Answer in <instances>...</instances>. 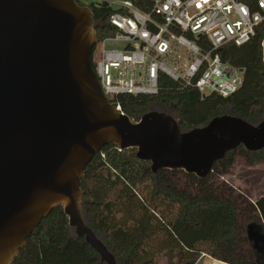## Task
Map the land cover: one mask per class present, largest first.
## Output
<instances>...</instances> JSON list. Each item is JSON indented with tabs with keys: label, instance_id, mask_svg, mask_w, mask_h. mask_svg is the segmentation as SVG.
Listing matches in <instances>:
<instances>
[{
	"label": "water",
	"instance_id": "obj_1",
	"mask_svg": "<svg viewBox=\"0 0 264 264\" xmlns=\"http://www.w3.org/2000/svg\"><path fill=\"white\" fill-rule=\"evenodd\" d=\"M97 42L94 14L76 0H0V264H13L56 208L72 238H84L101 264H118L82 207L86 167L107 145L134 150L154 175L200 180L230 152L264 149V120L225 114L183 130L162 105L139 119L124 114L93 69ZM248 230L264 246V232Z\"/></svg>",
	"mask_w": 264,
	"mask_h": 264
},
{
	"label": "trees",
	"instance_id": "obj_2",
	"mask_svg": "<svg viewBox=\"0 0 264 264\" xmlns=\"http://www.w3.org/2000/svg\"><path fill=\"white\" fill-rule=\"evenodd\" d=\"M151 3L134 0L143 11ZM89 8L98 42L113 36L109 19L116 10L106 5ZM263 44L264 25L250 42L229 44L219 51L224 63L244 71L243 86L229 97L203 96L162 77L157 96L118 95L112 103L134 119L154 104L175 106L183 130L225 114L259 124L264 120ZM236 154L251 167L264 163V149L247 152L239 148L217 163L204 180L182 171L154 175L150 164L138 160L134 150L107 145L88 164L81 183L85 221L118 264H196L202 254L226 264H264L248 235L250 226L264 227V197L252 202L221 179L229 173ZM71 235L67 217L56 208L41 221L13 264H101L84 238Z\"/></svg>",
	"mask_w": 264,
	"mask_h": 264
},
{
	"label": "built area",
	"instance_id": "obj_3",
	"mask_svg": "<svg viewBox=\"0 0 264 264\" xmlns=\"http://www.w3.org/2000/svg\"><path fill=\"white\" fill-rule=\"evenodd\" d=\"M76 1L116 10L109 19L115 34L97 42L92 60L110 102L118 95L157 96L162 77L203 96L229 97L243 86L244 71L224 63L219 51L250 42L264 25V0H152L147 11L134 1Z\"/></svg>",
	"mask_w": 264,
	"mask_h": 264
},
{
	"label": "rangeland",
	"instance_id": "obj_4",
	"mask_svg": "<svg viewBox=\"0 0 264 264\" xmlns=\"http://www.w3.org/2000/svg\"><path fill=\"white\" fill-rule=\"evenodd\" d=\"M108 47L109 49H116L120 48V44L110 43ZM162 107L165 114L170 112L171 116L177 120V108L175 106L166 107L163 105ZM221 179L242 192L249 199L251 198L252 202L264 196V163L251 167L246 164L242 155L236 154L229 173L222 175ZM161 264H165V261H161Z\"/></svg>",
	"mask_w": 264,
	"mask_h": 264
},
{
	"label": "flooded vegetation",
	"instance_id": "obj_5",
	"mask_svg": "<svg viewBox=\"0 0 264 264\" xmlns=\"http://www.w3.org/2000/svg\"><path fill=\"white\" fill-rule=\"evenodd\" d=\"M254 229H255V231H258L259 233L264 232V227L262 225H255ZM250 242H251L252 246L254 247V249L256 250V252L258 253V256L263 259V257H264V246H263V244L260 242L256 243L254 241V239H250Z\"/></svg>",
	"mask_w": 264,
	"mask_h": 264
},
{
	"label": "crops",
	"instance_id": "obj_6",
	"mask_svg": "<svg viewBox=\"0 0 264 264\" xmlns=\"http://www.w3.org/2000/svg\"><path fill=\"white\" fill-rule=\"evenodd\" d=\"M261 197H264V196H261ZM201 263H205V264H225L223 262H220V261L212 259L211 257L207 256L206 254H202L201 255V257H200V259H199L197 264H201Z\"/></svg>",
	"mask_w": 264,
	"mask_h": 264
}]
</instances>
